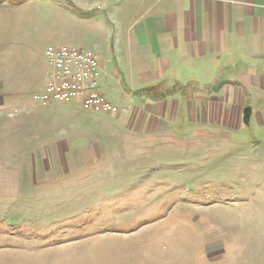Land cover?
I'll return each mask as SVG.
<instances>
[{
  "label": "rangeland",
  "instance_id": "obj_1",
  "mask_svg": "<svg viewBox=\"0 0 264 264\" xmlns=\"http://www.w3.org/2000/svg\"><path fill=\"white\" fill-rule=\"evenodd\" d=\"M69 2L0 0V264H264V89L199 87L189 113L36 102L49 44L104 56Z\"/></svg>",
  "mask_w": 264,
  "mask_h": 264
},
{
  "label": "crops",
  "instance_id": "obj_2",
  "mask_svg": "<svg viewBox=\"0 0 264 264\" xmlns=\"http://www.w3.org/2000/svg\"><path fill=\"white\" fill-rule=\"evenodd\" d=\"M64 8L78 23L72 32L101 39L99 88L106 95L108 77L123 78L129 100L119 105L189 113L199 87L228 94L264 89V0H70ZM108 62L116 63L112 71ZM177 87L188 91L183 100L158 97ZM5 109L0 101V118Z\"/></svg>",
  "mask_w": 264,
  "mask_h": 264
},
{
  "label": "built area",
  "instance_id": "obj_3",
  "mask_svg": "<svg viewBox=\"0 0 264 264\" xmlns=\"http://www.w3.org/2000/svg\"><path fill=\"white\" fill-rule=\"evenodd\" d=\"M45 57L50 71L44 87L33 92L34 101L41 104L74 101L86 111L114 115L129 111L100 91L102 58L96 50L49 44Z\"/></svg>",
  "mask_w": 264,
  "mask_h": 264
},
{
  "label": "water",
  "instance_id": "obj_4",
  "mask_svg": "<svg viewBox=\"0 0 264 264\" xmlns=\"http://www.w3.org/2000/svg\"><path fill=\"white\" fill-rule=\"evenodd\" d=\"M251 107L250 106H247L244 108V111H243V121L245 123H248L249 122V119H250V115H251Z\"/></svg>",
  "mask_w": 264,
  "mask_h": 264
},
{
  "label": "flooded vegetation",
  "instance_id": "obj_5",
  "mask_svg": "<svg viewBox=\"0 0 264 264\" xmlns=\"http://www.w3.org/2000/svg\"><path fill=\"white\" fill-rule=\"evenodd\" d=\"M245 107H246V105H245Z\"/></svg>",
  "mask_w": 264,
  "mask_h": 264
}]
</instances>
